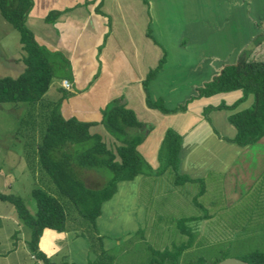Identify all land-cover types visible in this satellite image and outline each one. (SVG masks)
I'll return each mask as SVG.
<instances>
[{
	"label": "crops",
	"instance_id": "obj_1",
	"mask_svg": "<svg viewBox=\"0 0 264 264\" xmlns=\"http://www.w3.org/2000/svg\"><path fill=\"white\" fill-rule=\"evenodd\" d=\"M251 2L250 6L245 0H32V7L25 23L39 44L51 51L62 53L68 60L69 68L64 71L59 70L62 72L59 79L62 82L66 80L71 90L64 89L60 84L61 88H58L60 95L56 99H61L64 93L68 94L60 102V110H66V116L98 121L101 117L99 109L103 108L110 99L119 98L135 112L141 122L146 123L149 116L153 117V120L147 122L153 125V129L145 134L143 141L137 146V150L143 158L153 168L158 166L157 152L160 140L166 128L173 127L181 135L179 173L187 175L191 179H197L203 178L206 173L205 169L209 166L217 169L220 167V170L226 166L232 167L230 165L232 158H238V153L242 157L246 154L240 152L241 150L226 153L229 145H232L233 148L237 145L226 139L234 137L236 132L227 120L233 110L226 109L228 110L224 116L228 128L226 131L216 127L212 121V113L217 110H211L210 113L204 114L206 105L204 101L207 98L219 97L218 95L222 97L230 95L232 92H235L238 98L241 91L232 90L201 99L197 98L188 102L183 111L162 113L158 109L149 108L146 105V93L142 80L150 69L157 66L161 56L164 55L160 68L147 84L148 93L153 100L161 98L165 107L172 108L184 101L195 88L202 86L204 82L217 75L221 68L220 63L224 62L214 58L217 48L224 49L222 53H233L237 50L233 55V60L224 64L235 63L240 52L249 50L244 48L248 44L255 46L259 42L257 52H260L259 48L264 38V32H260L259 28H264V12L261 15V20L257 18V14L260 10L258 7L264 11V1L252 0ZM248 6L251 9L247 10ZM50 11H54L55 16L51 21H46L45 16ZM245 14L250 26L249 32L244 33L242 43L238 41L235 44L227 32L230 31L229 28L235 29L238 24L244 29L245 23H247ZM221 19H225L226 24L218 27L216 23ZM257 34L258 36H256ZM261 34L263 36L260 38ZM215 38H219V41L216 40L215 48L212 47L215 51L204 56L205 47ZM225 39L232 40L234 43L225 44ZM209 56L211 57L209 58ZM12 58L15 61V58ZM117 73L121 75V82H117ZM189 88L192 89L188 94ZM247 100L244 101L247 102L244 107L250 104L251 96ZM136 106L137 109H135ZM239 106L240 104L235 110L241 109ZM137 111L147 118L139 119ZM203 125L207 137L225 150L216 153L213 157H205L206 160L202 156L201 158L197 157L195 161L192 154L194 145L187 149V140L195 138L194 130L202 128ZM90 127H95L94 132L100 133L103 140L107 137L111 138L115 145L119 144L107 134L108 132L102 124ZM136 131L138 130H130L132 133ZM263 139L264 137L256 143H264ZM114 144L110 143L112 146ZM228 156L230 157L229 162H222V159H228ZM261 156L262 154L258 153L256 159L260 160ZM250 164L257 169L260 165L256 162L247 163L243 160L242 165L246 169L247 182L239 189L233 182L234 186L229 184L231 192L229 201H237L238 197L243 196V194L238 195L239 191L246 192L245 195H248L253 190L255 185L247 173ZM260 170L261 168L252 171L258 173ZM140 175L138 174V176ZM193 183L198 184V182H185L180 183V186L187 187L188 185L189 187ZM10 211L11 207L8 202L0 200V219H8ZM5 213L6 215H4ZM200 216L206 219L212 215L202 213ZM200 216H187V218H200ZM186 221L193 222L191 229L194 230V224L199 219ZM198 229L196 228L197 234L199 233ZM8 240V233H6L4 240L0 241V264H6L5 256L11 248ZM81 240V235L74 234L71 228L62 232L45 228L39 239L38 248L48 257L59 258L58 262L63 264H88L92 261L88 257L91 255L90 249L88 250L87 245ZM61 242L64 244L61 245ZM188 248L189 246L184 250ZM98 251H96L97 254ZM19 254L24 256L22 261L25 262L21 264H43L28 251L26 239L17 246V250L14 252V255Z\"/></svg>",
	"mask_w": 264,
	"mask_h": 264
},
{
	"label": "rangeland",
	"instance_id": "obj_2",
	"mask_svg": "<svg viewBox=\"0 0 264 264\" xmlns=\"http://www.w3.org/2000/svg\"><path fill=\"white\" fill-rule=\"evenodd\" d=\"M251 1L245 0L250 6L252 4ZM250 6L247 7V10L251 9ZM258 9L257 18L261 20V15L264 11L260 7ZM238 19H240L239 16ZM224 21L225 19H221L216 25L218 27L224 26L226 24ZM241 27L238 24L235 29L229 28L230 31L227 32L228 36L233 38L232 40H234L235 44L238 41L242 43V37L245 36L244 33L249 32L248 18L244 29ZM259 29L260 32H264L263 27ZM205 35L207 36V33ZM262 36L263 34L259 35L260 38ZM216 40L219 41V38H215L214 41L208 43L203 51L204 56H207L211 51H215L212 47L215 48ZM232 40L225 39L224 42L225 44L234 43ZM257 44L251 46L248 51L253 52L254 55L257 54ZM260 44L259 50L264 54V38ZM249 45L244 46V48H248ZM223 50L222 48H217L214 55L217 60L221 59V61H224H220L221 68L219 72L226 65L224 63H230L233 60V55L237 51L222 53ZM21 54L18 32L0 14V77L16 76L21 71L22 67L12 60V57L16 59ZM162 58H164V55L161 56L160 60ZM219 72H217V75ZM61 73L58 69L55 70L50 88L44 95L45 101H48L47 99L55 101L60 95L58 88L61 85L64 89L71 90L66 80L62 82L59 79ZM116 78L117 82H121L120 74L117 73ZM191 89L189 88L188 94ZM218 96L207 98L204 101L205 107L207 108L208 105L215 106L216 102L217 104L224 102L229 105L237 98L235 92L222 97ZM37 104L36 108L34 107L33 109V116L30 117L28 116L29 106L27 103H0V192L19 196L32 215L36 210V202L31 190L35 187L47 190L48 185L54 189L53 184L43 170L37 167L33 160L31 163L29 160L32 158V153H30L32 151L31 146L36 144L34 143L35 141H39L43 128L42 124L44 123V117L41 115L44 112L43 107ZM245 104L247 102L241 103L239 108H243ZM137 108L136 106L135 109ZM227 111L222 109L211 112L214 125L223 131L228 130L224 117ZM61 112L65 116L67 115L66 110ZM137 114L139 119L147 118L139 111H137ZM208 118L210 119L209 116ZM32 120L34 123L31 127L28 123ZM149 120H153V117L149 116L146 119V123ZM197 129L194 130L196 137L188 138L187 140V149L194 145L192 154L195 161L197 157L201 158L202 156L205 159L208 156L213 157L218 152H224L225 149L223 147H218L214 144V141L207 137L204 125L202 128L199 127ZM89 130L94 132L95 127H90ZM105 141L108 146L110 143H115L111 138L107 137H105ZM226 150L228 154L236 152L235 150H241L240 152L246 154L242 157L238 153V158H232L230 164L232 167L226 166L224 167L225 169L221 170L220 167L219 169L210 166L206 168V173L201 178L202 184L193 183L186 187L184 185L180 186L178 181V186H174L177 179L168 171L162 175L141 174L138 176L137 174V177L135 176L132 180L119 181L114 194L101 204L100 215L95 221L97 233L92 232V234L100 236V239L93 238V235L90 238V235L83 227H80L73 219H68L66 225L73 230L74 234L81 235V241L87 245L88 250L90 249L91 255L88 257L93 262L98 261L96 251L100 248H103L107 254L113 256L111 264H146L152 258L159 260L161 255L158 253H161L164 248L173 250L175 246L187 242L190 237V228L193 222L185 221L184 225L186 227L184 226V228L186 229L182 232L178 220L187 216L198 215L199 217L202 213L212 216L206 219L200 216L199 221L194 224V230L191 229L193 239L189 248L177 257L179 264L199 258L213 260L220 256L247 258L252 251L263 252L264 143H254L243 148L238 145L233 148L232 145H229ZM258 153L262 154L260 160L256 159ZM229 158L228 156V159H222V162L228 163ZM240 159L247 163L256 162L260 165L257 169L250 164V168L247 169L249 171L247 172L248 176L252 178V183L255 185L253 190L251 189L252 191L248 195H245L246 192L239 191L238 195L243 194V196L232 202V200L229 201L231 194L229 184L233 182L239 189L247 182L245 178L247 176L246 169L242 165L243 160ZM214 161L218 162L217 160ZM154 165H157V163H154ZM260 168L261 170L258 173L252 171ZM80 175L85 180L86 185L90 187H100L109 177L107 171H96L93 169H82ZM200 187L203 190L201 194L199 193ZM8 204L11 207L8 219H0V241L4 240L5 234L8 233V242H10L11 248H9L5 256L6 264H21L22 260H24L23 254L14 255V252L17 250V246L24 242V239H28L29 227L19 219L14 207L10 203ZM196 228H199L198 234ZM63 244L61 242V245ZM154 250L160 252H155ZM58 259L56 258V260ZM101 260H105V258ZM167 262L164 264L169 263Z\"/></svg>",
	"mask_w": 264,
	"mask_h": 264
},
{
	"label": "trees",
	"instance_id": "obj_3",
	"mask_svg": "<svg viewBox=\"0 0 264 264\" xmlns=\"http://www.w3.org/2000/svg\"><path fill=\"white\" fill-rule=\"evenodd\" d=\"M32 7V0H0V14L18 32L22 54L15 59L21 71L16 76L0 77V103L23 102L29 106V115L33 116V109L42 106L44 123L39 141L32 144L30 151L31 161L41 168L54 189L49 185L47 190L35 187L31 194L36 202V210L32 215L19 196L0 192V200L7 201L16 210L19 219L29 227V237L26 246L31 255L43 264H63L56 257L46 256L38 248V242L45 228L58 232L68 230L67 221L73 219L75 223L93 238L100 239L97 233L96 218L100 215L101 204L108 200L116 191L119 181L132 180L137 174H162L171 172L177 179L175 185L185 182H198L201 178L191 179L179 173L181 135L173 127L166 128L158 147V166L153 168L139 153L137 146L143 141L145 134L153 129L151 123H143L135 112L127 107L119 98L110 99L99 109L100 120H82L75 116H65L60 110V102L68 94L64 93L61 99L44 100L49 89L55 70L69 68L65 56L51 51L39 44L33 32L26 25V17ZM54 11L46 14L45 20L51 21ZM158 65L150 69L142 84L146 93L145 101L149 108L158 109L162 113H174L186 109L188 102L200 97H208L217 93L240 90L241 95L234 102L227 105L220 102L215 106L204 107V114L211 110H233L228 122L236 130L234 137L226 138L240 146L258 142L264 137V54L243 50L235 63L226 64L211 80L204 82L194 89L182 103L167 108L161 98L153 100L148 93V82L160 68ZM251 96V102L244 108H235ZM36 108V107H35ZM235 110V111H234ZM39 114V115H40ZM23 121V120H22ZM26 122H28L26 120ZM34 121L28 125L33 126ZM102 124L104 129L119 144L108 146L98 132H90L92 125ZM137 129L136 132H130ZM82 169L105 170L109 177L100 187L86 185L81 177ZM200 187L199 193L201 194ZM198 217H184L178 220L181 231H185L184 222L195 220ZM186 227V226H185ZM189 230V229H188ZM187 230V232H188ZM187 242L175 246L173 250L164 248L159 260L152 258L146 264H179L177 257L190 246L193 239L191 234ZM155 251V250H154ZM160 252V251H155ZM98 261L88 264H111L113 256L100 248ZM226 256L184 262L182 264H217ZM100 258V259H99ZM105 258V260H101ZM239 258V257H238ZM242 258V257H240ZM250 264H264V251H252L247 258H242ZM104 261V262H103Z\"/></svg>",
	"mask_w": 264,
	"mask_h": 264
},
{
	"label": "water",
	"instance_id": "obj_4",
	"mask_svg": "<svg viewBox=\"0 0 264 264\" xmlns=\"http://www.w3.org/2000/svg\"><path fill=\"white\" fill-rule=\"evenodd\" d=\"M250 47L251 46H248L247 49H249ZM217 264H250V263L238 257H226L221 259Z\"/></svg>",
	"mask_w": 264,
	"mask_h": 264
}]
</instances>
